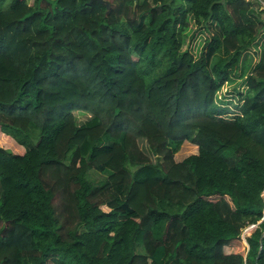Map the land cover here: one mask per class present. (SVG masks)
I'll use <instances>...</instances> for the list:
<instances>
[{"label":"trees","instance_id":"trees-1","mask_svg":"<svg viewBox=\"0 0 264 264\" xmlns=\"http://www.w3.org/2000/svg\"><path fill=\"white\" fill-rule=\"evenodd\" d=\"M89 1L0 0V264H264L261 5Z\"/></svg>","mask_w":264,"mask_h":264},{"label":"rangeland","instance_id":"rangeland-1","mask_svg":"<svg viewBox=\"0 0 264 264\" xmlns=\"http://www.w3.org/2000/svg\"><path fill=\"white\" fill-rule=\"evenodd\" d=\"M27 2L31 4L33 0H27ZM206 37H207L206 34H202L200 39H197V41H195L193 44L190 41V39H188L187 37L184 43V46L182 48V51H185L186 49H190L192 54L195 56V58L198 57L200 49H202L204 46V41ZM256 61H257V58L254 57V59L252 60V64H254ZM242 81H243V78L235 77L233 78L232 82H227L226 84H223L221 86L220 91L217 94V97H216V99L218 100L217 102L221 105H229L230 107H233L232 104L233 102H235V100L233 99L234 100L233 102H228V98L224 97V95L228 94L230 90H235V92H237ZM76 116L77 117L80 116L81 118H84V119L86 118L84 115L81 116L80 114H76ZM11 140L12 139H8L7 137L0 134V148L9 150L16 155H21L22 153H24V149H22L21 146H18L14 142L16 144L15 145ZM195 154H197V147L188 142H184L180 150L178 151V153L175 155V160L177 162H180L186 157L195 155ZM91 176L95 180L102 178L100 175H95V174H91Z\"/></svg>","mask_w":264,"mask_h":264},{"label":"built area","instance_id":"built-area-1","mask_svg":"<svg viewBox=\"0 0 264 264\" xmlns=\"http://www.w3.org/2000/svg\"><path fill=\"white\" fill-rule=\"evenodd\" d=\"M250 1V0H246ZM259 1V0H258ZM263 5V4H262ZM260 198L263 203V210H262V218L261 221L264 220V190L261 192ZM257 227V224H252L245 227L241 232V239L246 244V238L250 235V233Z\"/></svg>","mask_w":264,"mask_h":264},{"label":"water","instance_id":"water-1","mask_svg":"<svg viewBox=\"0 0 264 264\" xmlns=\"http://www.w3.org/2000/svg\"><path fill=\"white\" fill-rule=\"evenodd\" d=\"M92 2H97L98 4H100L101 6H104L106 8H109V2L105 1V0H90L89 3Z\"/></svg>","mask_w":264,"mask_h":264},{"label":"crops","instance_id":"crops-1","mask_svg":"<svg viewBox=\"0 0 264 264\" xmlns=\"http://www.w3.org/2000/svg\"><path fill=\"white\" fill-rule=\"evenodd\" d=\"M251 2H253V3H257V4H259V5H261V10H264V0H250ZM263 4V5H262ZM1 134V133H0ZM1 135H3V134H1ZM4 136V135H3ZM8 139H10L9 137H7ZM13 143H14V141L13 140H11ZM15 144V143H14ZM16 145V144H15ZM23 149V148H22ZM23 154V153H22ZM21 154V155H22Z\"/></svg>","mask_w":264,"mask_h":264}]
</instances>
